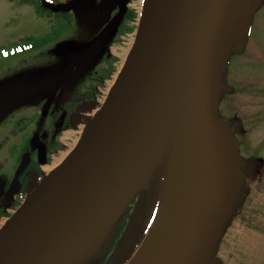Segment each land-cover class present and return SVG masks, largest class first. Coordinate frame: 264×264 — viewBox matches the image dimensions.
I'll use <instances>...</instances> for the list:
<instances>
[{"label": "water", "instance_id": "obj_1", "mask_svg": "<svg viewBox=\"0 0 264 264\" xmlns=\"http://www.w3.org/2000/svg\"><path fill=\"white\" fill-rule=\"evenodd\" d=\"M241 1H147L108 100L0 230V264H79L171 146L178 149L170 203L128 264H204L232 196L220 142L231 153L235 145L217 121L216 66ZM75 50L72 41L54 48Z\"/></svg>", "mask_w": 264, "mask_h": 264}, {"label": "rangeland", "instance_id": "obj_2", "mask_svg": "<svg viewBox=\"0 0 264 264\" xmlns=\"http://www.w3.org/2000/svg\"><path fill=\"white\" fill-rule=\"evenodd\" d=\"M42 1L51 8H63L70 2L69 0ZM147 1L132 0L131 7L141 12ZM246 5L248 7L241 22L242 38L239 46L227 49L225 52L229 55L233 51L227 72L229 92L224 94L223 102L217 105L218 117L225 119V129L235 137V150L232 153L225 150L220 142L221 158L226 169L233 172L232 196L226 219L210 246L208 260L211 262L207 264H264V0H248ZM54 24L52 18L39 16L30 2L0 0V46L22 42L28 37L42 36L50 32ZM137 28L138 25L132 35L130 33L118 35L111 47L110 58L103 57L102 54L87 59L86 66L82 70L77 69L81 60L75 58V71L69 75L74 80L71 87L73 89L64 96L60 94L59 105L64 109L69 105H76L78 101L75 97L89 92L93 88L92 83L99 77H102V80L95 91L96 97H99L102 91L104 94L106 90L108 92L111 80L133 49ZM95 32L89 30L88 22L75 12L73 23L69 27L62 26L56 35L60 36V40L72 38L84 48ZM53 44L54 42L44 45L41 57L36 52L6 60L5 64H0V71L5 65L12 69L37 67L42 69V73L57 75L61 80L68 63L53 56L51 52ZM84 61L85 59L82 62ZM109 73L111 76H108ZM26 82L30 80L22 81V83ZM97 112L90 110L85 112V115H82L84 123L81 122L71 131L58 135L56 140L58 151L52 153L53 163L63 157L66 159L74 150ZM165 156H169L170 160L168 157L164 158L144 185V189L150 185L149 193L144 197L146 206L140 209L137 215L133 214L142 224L148 225L145 229L147 235L160 224L171 199L174 178L173 158L171 152H167ZM139 196H143L141 191L135 199ZM233 200L235 203L230 206ZM99 260L96 258L90 264H97Z\"/></svg>", "mask_w": 264, "mask_h": 264}, {"label": "flooded vegetation", "instance_id": "obj_3", "mask_svg": "<svg viewBox=\"0 0 264 264\" xmlns=\"http://www.w3.org/2000/svg\"><path fill=\"white\" fill-rule=\"evenodd\" d=\"M71 1L73 7L84 10L88 29L96 32L86 47L79 49L77 46V50L68 56H74V59L69 62L61 80L57 75H48L50 77L45 81L42 69L37 67L34 70L12 69L5 65L0 71V228L32 187L40 181L43 167L52 165V153L58 151V135L71 131L83 122L82 115L93 106L95 91L101 84L102 77L92 83L93 88L89 92L75 97L78 101L75 106L72 104L64 109L59 105L60 90L71 81L68 75L75 71V58L90 59L102 54L103 57L110 58L111 47L118 35L126 34L121 33L124 27L134 24V20L128 17L133 10L132 0ZM70 14L72 15L71 12ZM235 29L238 30L236 27ZM99 41L101 42L98 43ZM42 45L39 44L31 53L37 52L41 57ZM5 63L6 60H0V64ZM24 79H29L30 82L22 83ZM6 80V83L1 84ZM218 80L219 86L227 89L224 82L228 81L224 77ZM223 100L224 94H221L219 105ZM22 161L25 165L17 174Z\"/></svg>", "mask_w": 264, "mask_h": 264}, {"label": "trees", "instance_id": "obj_4", "mask_svg": "<svg viewBox=\"0 0 264 264\" xmlns=\"http://www.w3.org/2000/svg\"><path fill=\"white\" fill-rule=\"evenodd\" d=\"M23 1L30 2L34 6L39 16L50 17L54 20L55 24L52 31H50L48 34L36 39L27 38L23 40L21 42L22 46L19 47L20 53L35 49L39 44H46L49 41L54 39L56 40L59 37V35H56V33L60 32L62 26H69L72 16L68 12L54 11L53 9L45 6L42 0ZM247 7L248 6L246 3L243 2L240 12H244ZM135 15V12L131 10L128 17L129 19L133 20ZM242 18L240 19L241 21ZM132 30V26H125L121 33L130 32ZM112 71L113 69L110 71V73ZM220 90L223 92V89ZM93 104H96L94 99ZM149 190L150 185H147L145 189L144 187L142 188L143 196H139V198L133 199L131 201L120 217L112 225L108 234L87 256L82 264H90L96 258L100 259L97 264H127L128 260L141 243L145 235V229L148 228V225L145 227L144 224L137 220V216L135 218L133 214L135 213V215H137V212L146 206V199H144V197L149 193ZM234 203L235 200L232 201V205H234Z\"/></svg>", "mask_w": 264, "mask_h": 264}, {"label": "bare ground", "instance_id": "obj_5", "mask_svg": "<svg viewBox=\"0 0 264 264\" xmlns=\"http://www.w3.org/2000/svg\"><path fill=\"white\" fill-rule=\"evenodd\" d=\"M147 6H148V4H146L144 10H142L141 13H140L139 23H138L139 28L142 27L143 20H144V17H145V11H146ZM138 31H137V33H138ZM124 65H125V63L123 62L122 65L119 67L117 73L115 74L114 79H113V82H117L119 76L121 75V73H122V71L124 69ZM177 149H178L177 146H171L169 148V150H168L172 154V158H173V162L172 163H173V166L175 165L176 158H177V156H176L177 155ZM64 160L65 159L63 157V158L58 159L57 161H54V163L52 165H50V166H44L43 167V170L45 171V173L47 174V176H50L51 174H53L60 167V165L64 162ZM6 222H7V220L5 221V223Z\"/></svg>", "mask_w": 264, "mask_h": 264}]
</instances>
